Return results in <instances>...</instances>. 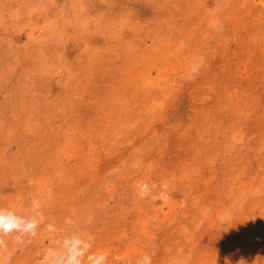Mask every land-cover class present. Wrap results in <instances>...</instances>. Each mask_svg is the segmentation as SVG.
I'll list each match as a JSON object with an SVG mask.
<instances>
[{
    "label": "rangeland",
    "instance_id": "obj_1",
    "mask_svg": "<svg viewBox=\"0 0 264 264\" xmlns=\"http://www.w3.org/2000/svg\"><path fill=\"white\" fill-rule=\"evenodd\" d=\"M9 264H264V0H0Z\"/></svg>",
    "mask_w": 264,
    "mask_h": 264
},
{
    "label": "clouds",
    "instance_id": "obj_2",
    "mask_svg": "<svg viewBox=\"0 0 264 264\" xmlns=\"http://www.w3.org/2000/svg\"><path fill=\"white\" fill-rule=\"evenodd\" d=\"M41 207L40 201H34L32 214L24 215L17 214L11 209L0 208V264H9L10 261V256L5 255L7 252L6 237L11 233H18L16 241L19 243L24 235L35 236L36 229L42 220V215L39 214ZM42 264H80V259L68 247H65L50 253ZM136 264H151V256L144 254L138 258Z\"/></svg>",
    "mask_w": 264,
    "mask_h": 264
}]
</instances>
